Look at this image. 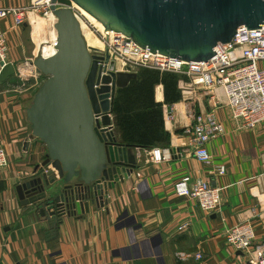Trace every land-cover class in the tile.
<instances>
[{"label": "crops", "instance_id": "crops-1", "mask_svg": "<svg viewBox=\"0 0 264 264\" xmlns=\"http://www.w3.org/2000/svg\"><path fill=\"white\" fill-rule=\"evenodd\" d=\"M30 2L0 0V8ZM39 14L30 12L19 27L11 16L0 19L8 63L36 58L41 44L56 39L54 28L52 37L46 40L44 34L40 39ZM258 66L264 70V61ZM185 82L191 89L182 94ZM178 89L180 100L170 110L163 106L168 141L131 149L135 166L111 183L102 205L77 201L73 214L54 223L39 214L35 203L22 204L16 191L46 155L45 144L31 138L26 115L32 83L20 84L14 75L0 81V146L5 153L0 168V264H247L244 252L226 244L225 232L249 223L256 242L264 244V124L241 127L231 118L222 92H208L192 78L180 76ZM213 93L216 102L210 98ZM154 97L163 102L161 84L154 86ZM211 109L224 131L206 144L212 163L203 164L185 130L194 115ZM111 119L114 124L113 115ZM114 131L120 141L115 127ZM153 149H167L171 156L152 162ZM219 164L225 165V173L211 174L213 165ZM183 176L203 178L221 188L219 207L205 211L195 200L175 194L174 184ZM62 184H57V191ZM53 195L54 191L47 192Z\"/></svg>", "mask_w": 264, "mask_h": 264}, {"label": "water", "instance_id": "water-1", "mask_svg": "<svg viewBox=\"0 0 264 264\" xmlns=\"http://www.w3.org/2000/svg\"><path fill=\"white\" fill-rule=\"evenodd\" d=\"M52 1L55 52L34 58L45 79L26 110L31 138L45 144L46 155L16 191L22 204L35 203L39 214L55 223L73 214L77 201L102 205L111 183L135 166L130 150L142 148L117 141L111 119L116 90L135 79L136 71H113L108 54L89 52L73 3L153 54L207 61L217 43L229 42L238 27H264V0ZM12 75L14 66L7 63L0 81ZM48 191L54 195L47 196Z\"/></svg>", "mask_w": 264, "mask_h": 264}, {"label": "built area", "instance_id": "built-area-1", "mask_svg": "<svg viewBox=\"0 0 264 264\" xmlns=\"http://www.w3.org/2000/svg\"><path fill=\"white\" fill-rule=\"evenodd\" d=\"M52 4V0H31L27 6L2 7L0 19L11 16L16 27L27 21L30 12L51 15L56 20L51 11ZM87 26L102 43L100 49L90 47L86 42L89 52L99 56L108 54L109 61L114 63L113 71L131 72L143 67L192 78L208 92L221 91L231 118L238 121L241 127L252 129L264 124V70L258 66L260 61H264V27L247 29L240 26L229 42L217 43L213 48L216 53L207 61H185L158 52L153 54L147 47H139L132 38L122 32L106 27L97 29L90 24ZM55 43L56 39L49 43L51 52H44L41 48L39 56L52 55L55 52ZM34 58H26L12 64L14 76L20 84L44 77L37 71ZM7 63L6 37L0 29V71ZM119 64L124 70L119 69ZM102 65L104 68L108 67V63L104 62ZM184 85L180 87L182 94L191 89L188 83L185 82ZM214 95H210L213 101ZM192 119L191 126L187 127L185 132L194 146V155L201 163L211 164L212 158L206 144L216 139L224 131V126L212 109L198 113ZM170 156L171 152L167 149H153L150 160L159 162L161 159H169ZM4 164L5 153L0 146V168ZM225 170L223 164L213 165L210 173L221 175ZM173 188L175 194L195 200L205 211L213 212L219 207L221 188L212 186L206 179L191 180L189 176H183L175 182ZM185 226L186 224L182 227ZM225 242L235 250L244 252L249 264H264V244L256 242L254 229L249 223H239L228 228L225 232Z\"/></svg>", "mask_w": 264, "mask_h": 264}, {"label": "trees", "instance_id": "trees-1", "mask_svg": "<svg viewBox=\"0 0 264 264\" xmlns=\"http://www.w3.org/2000/svg\"><path fill=\"white\" fill-rule=\"evenodd\" d=\"M136 78L116 90L112 105L120 143L149 148L168 141L163 106L180 100L179 75L139 67ZM163 86V102L155 101L154 86Z\"/></svg>", "mask_w": 264, "mask_h": 264}, {"label": "bare ground", "instance_id": "bare-ground-1", "mask_svg": "<svg viewBox=\"0 0 264 264\" xmlns=\"http://www.w3.org/2000/svg\"><path fill=\"white\" fill-rule=\"evenodd\" d=\"M73 8L78 12V14H80L84 18V20H86L88 22V24H90V26L97 28V29H103L104 27H106V25L101 20H99L95 15L88 12L85 8L81 7L79 4L73 3ZM79 21L81 24L83 35L85 37V40H86L88 46L101 49L102 48L101 41L98 40L96 37H94V35H92V33L90 32V29L87 27V25L85 24L84 21H82L81 19H79ZM52 28H54V27H52ZM42 48H43L44 52H51L52 51V47L49 44H47V45L43 44ZM157 95L159 98V96H160L159 91L157 92Z\"/></svg>", "mask_w": 264, "mask_h": 264}, {"label": "rangeland", "instance_id": "rangeland-1", "mask_svg": "<svg viewBox=\"0 0 264 264\" xmlns=\"http://www.w3.org/2000/svg\"><path fill=\"white\" fill-rule=\"evenodd\" d=\"M75 4V3H74ZM73 11L75 13V15L77 16V19H81L82 21L85 22V24L88 25V22L86 20H84V18L78 14V12L73 8ZM40 15V18L38 20V22H40V26H39V23H38V29H39V33H41V38L38 36V38L40 39H43L45 38L44 37V34H46V40L49 39V36L52 37V29L51 28V21H52V16L51 15H48V16H44L42 13L39 14ZM53 26V25H52ZM88 27V26H87ZM54 32V31H53ZM92 33V32H91ZM37 35V34H36ZM52 35V36H51ZM93 35V34H92ZM95 37V36H94ZM45 43V42H44ZM44 45H47V44H44ZM41 47H39V50H42V44L40 45ZM119 69H122L124 70V68H122V66L119 64ZM45 77H41L39 80H32L30 81L32 83V95H31V98H30V103H29V106L32 102V99L35 95V93L37 92V90L39 89L40 85L43 83ZM28 106V107H29Z\"/></svg>", "mask_w": 264, "mask_h": 264}]
</instances>
